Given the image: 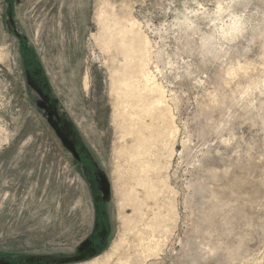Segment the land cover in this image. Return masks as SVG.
<instances>
[{
	"label": "rangeland",
	"instance_id": "rangeland-1",
	"mask_svg": "<svg viewBox=\"0 0 264 264\" xmlns=\"http://www.w3.org/2000/svg\"><path fill=\"white\" fill-rule=\"evenodd\" d=\"M104 3L120 29L139 23L167 99L165 119L152 120L172 131L155 148L156 196L136 187L139 205L116 167L127 116L113 83L137 73L120 37L109 43L120 29L98 22ZM10 263L264 264V0H0V264Z\"/></svg>",
	"mask_w": 264,
	"mask_h": 264
},
{
	"label": "bare ground",
	"instance_id": "bare-ground-1",
	"mask_svg": "<svg viewBox=\"0 0 264 264\" xmlns=\"http://www.w3.org/2000/svg\"><path fill=\"white\" fill-rule=\"evenodd\" d=\"M112 12H115L113 6L110 3H104V6L101 7L97 13L99 24H101L104 30L110 32L120 29L121 26L117 18H108ZM125 21L131 26L130 30H127V27L123 26L118 35L111 33V35H114L111 36L112 39L110 42L108 41L111 45L116 41L117 36L120 37V44L125 49L124 64L128 70H135L136 68L137 73L135 83L132 82L131 78L127 80L126 73L128 71L122 73V79H120L119 82L113 81L114 86H116L115 89L120 91V103L126 108L123 113L127 116L125 124L121 128V139L124 143L118 150V163L116 167L119 168L117 169L118 174L125 172V176L123 177L124 190L126 189L129 192L130 197L133 196V194L136 195L139 205L141 202L138 200V190L136 187H141L143 189L145 198L146 190L151 196L156 193L157 186L151 176L153 174L155 175V173L158 174L160 168L159 164L161 165V162L159 163V158L157 159L158 151L157 149L155 150V148L158 147L159 143L160 147H163L164 150L167 141L164 137H168L172 131L167 132L164 127L159 124L155 125L152 122L154 119H160V122L165 119V114L161 112L157 114L156 112L166 99L165 90L162 85L157 82L156 77L150 73L148 68L146 51L149 41L143 34H139V23L131 17L127 18ZM112 26L115 28L113 29ZM110 51L111 50H109V52ZM115 58L116 57H114V59ZM134 60H137V63H134ZM114 70L112 69V71ZM136 73L134 72L135 75ZM117 79L115 78V80ZM142 82L143 84H141ZM117 94H119V92ZM146 95L149 96L148 99H146ZM149 118L150 122L147 121ZM127 138L130 139L129 143L125 140Z\"/></svg>",
	"mask_w": 264,
	"mask_h": 264
},
{
	"label": "water",
	"instance_id": "water-1",
	"mask_svg": "<svg viewBox=\"0 0 264 264\" xmlns=\"http://www.w3.org/2000/svg\"><path fill=\"white\" fill-rule=\"evenodd\" d=\"M53 122H55V121L53 120ZM53 122H51V124H52V126H55V123H53ZM58 134L60 136V139H61L63 145L72 153V155H73V157L75 159L79 160L80 159L79 153H78V151L76 149V146L73 143V141L71 139H69L68 136L65 133H63V132H59ZM99 178H100V180H99L100 190H101V192L103 194V197H104L103 200L107 201V200L110 199L109 184H108L106 178L103 175H100ZM97 232H98L97 233L98 235H96L94 237H95V239L98 240V244L95 246V250H93V254L97 253L102 248L101 246H103V245H101V243H105L106 238L108 236V227L106 225H102V226H100V229ZM89 242L92 243L90 238L87 239V241L83 245H81L79 247V250L81 251V253H85L86 254L89 251L91 252V248L88 245ZM81 257L82 256H78L75 259H78V258H81ZM75 259H73V260H75ZM66 261L67 260H62L60 262H66Z\"/></svg>",
	"mask_w": 264,
	"mask_h": 264
},
{
	"label": "flooded vegetation",
	"instance_id": "flooded-vegetation-1",
	"mask_svg": "<svg viewBox=\"0 0 264 264\" xmlns=\"http://www.w3.org/2000/svg\"><path fill=\"white\" fill-rule=\"evenodd\" d=\"M105 216H106V214H105V211H103V210H101L100 213L98 214V217L101 218V220L104 219ZM98 224H99V223H98ZM100 224H101V226H102V225H106V226H107V223H106L105 220L102 221V223L100 222ZM107 227H108V226H107Z\"/></svg>",
	"mask_w": 264,
	"mask_h": 264
}]
</instances>
